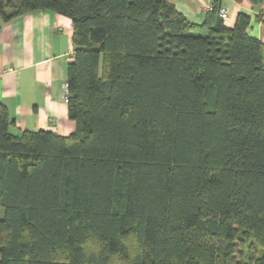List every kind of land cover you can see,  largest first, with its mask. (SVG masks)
Returning <instances> with one entry per match:
<instances>
[{
	"label": "trees",
	"instance_id": "1",
	"mask_svg": "<svg viewBox=\"0 0 264 264\" xmlns=\"http://www.w3.org/2000/svg\"><path fill=\"white\" fill-rule=\"evenodd\" d=\"M73 22L75 130L0 102V264H264V42L219 5L0 0Z\"/></svg>",
	"mask_w": 264,
	"mask_h": 264
},
{
	"label": "crops",
	"instance_id": "2",
	"mask_svg": "<svg viewBox=\"0 0 264 264\" xmlns=\"http://www.w3.org/2000/svg\"><path fill=\"white\" fill-rule=\"evenodd\" d=\"M184 15L202 21L206 4L224 5L234 25L240 12L251 16L249 33L264 42V0H170ZM73 22L52 10H36L0 28V102L9 110L13 130H49L69 135L75 122L63 94L73 61Z\"/></svg>",
	"mask_w": 264,
	"mask_h": 264
},
{
	"label": "built area",
	"instance_id": "3",
	"mask_svg": "<svg viewBox=\"0 0 264 264\" xmlns=\"http://www.w3.org/2000/svg\"><path fill=\"white\" fill-rule=\"evenodd\" d=\"M213 8H214V4H211V3L206 4V6H205V10L206 11L213 10ZM219 15L223 19L226 20L228 18V16H229L228 8L226 6H224V5H219ZM62 87H63V94L66 97L67 93H68V83L65 82Z\"/></svg>",
	"mask_w": 264,
	"mask_h": 264
}]
</instances>
